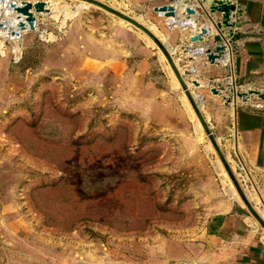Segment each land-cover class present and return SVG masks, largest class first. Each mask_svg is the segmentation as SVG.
I'll return each mask as SVG.
<instances>
[{"label":"rangeland","instance_id":"1","mask_svg":"<svg viewBox=\"0 0 264 264\" xmlns=\"http://www.w3.org/2000/svg\"><path fill=\"white\" fill-rule=\"evenodd\" d=\"M100 1L165 39L127 0ZM53 2L19 37L0 15V264L191 263L228 190L247 204L155 42L91 2ZM229 81L221 118L201 109L225 157Z\"/></svg>","mask_w":264,"mask_h":264},{"label":"crops","instance_id":"2","mask_svg":"<svg viewBox=\"0 0 264 264\" xmlns=\"http://www.w3.org/2000/svg\"><path fill=\"white\" fill-rule=\"evenodd\" d=\"M232 1L242 7L241 14L231 16L232 21L236 22L234 48L225 53L218 63H211L204 54L196 53L194 49L185 51L186 45H193L189 36L194 30L206 26L211 32H217L213 20L206 18L205 12L198 7V1L173 2L178 8L177 20L180 21L187 20L184 12L186 6H196L197 14L193 17L195 24L191 29L179 25L169 28L165 17L154 10V6L171 3L172 0H127L144 19L155 26L160 23L164 26L163 36L176 49L173 54L176 62L179 61L182 69L195 68L186 80L190 91L201 94V109L208 111L210 116H214L216 110L220 118V112H225L231 102H223L221 98L224 94L214 93L213 86L227 89L230 78L235 77L240 90L264 89V0ZM213 15L214 20H221L220 13ZM38 19L39 15L37 22ZM205 40L207 46L215 44L213 38L205 36ZM199 46L195 48L199 49ZM193 80H198L201 85L194 86ZM230 114L233 116L232 128L228 127L230 131L223 137L227 144L226 159L232 170L237 172L247 200L264 220V99L251 96L245 101L240 98ZM203 115L209 121V117ZM209 123L212 129L223 127L211 121ZM228 191L229 197L224 200L222 212L211 216L204 227L199 239L202 251L189 264H264L263 225L260 223V226L248 214V207L236 203L233 191Z\"/></svg>","mask_w":264,"mask_h":264},{"label":"water","instance_id":"3","mask_svg":"<svg viewBox=\"0 0 264 264\" xmlns=\"http://www.w3.org/2000/svg\"><path fill=\"white\" fill-rule=\"evenodd\" d=\"M87 2H91L92 4H95L105 10H107L110 13H113L119 17H121L123 20L128 21L129 23L135 25L136 27L140 28L145 34H147L154 42L155 44L160 48L161 52L164 54L166 59L168 60L170 66L172 67L173 71L177 75L182 87L185 89V93L187 94L188 98L190 99V103L197 113L203 127L205 128L207 134L210 137V140L214 147L217 149L221 160L223 161V164L235 184V186L239 189L240 194L247 204L248 209L250 212L255 215L259 222L264 226V220L260 217V215L256 212V210L253 208V206L249 203L248 200L245 198V194L243 190L240 187L239 181L233 172L229 162H227L226 157L223 155L222 150L220 148L219 142L217 141V138L213 135V132L211 130L210 125L207 123L206 118L204 117L202 110H201V94H193L189 86L186 82L188 75L192 74L195 71V68H185L182 69L179 65V61L176 62L174 58V53L176 49L174 46L170 44V42L167 39H162L157 34H155L152 29L149 26H146L145 24L139 22L137 19H135L133 16L118 10L112 6H109L108 4L100 1V0H84ZM180 0H172L171 3L163 4L154 6V10L158 12L161 16H164L166 19V22L169 26V28H173L176 25H179L180 27H187L193 28V25L195 24L194 16L197 14L196 6H186L185 7V14L187 20L180 21L177 20L178 17V8L173 4V2H178ZM189 1V0H187ZM198 1V7L202 9L205 12L206 18H209L213 20V23L215 27L217 28V32L213 33L211 32V29L202 26L199 30H194L192 34L189 36V40L193 43L191 46L185 47V51H189L194 49L196 53L204 54L207 58V60L211 63H218L219 59L223 58L225 56V53H228L230 48H234V30L236 22L232 21V14L233 16L239 15L242 13V7L232 0H196ZM47 0H22L21 4H17L16 2H10V7L13 8L15 11V14L18 17V27L20 29H29V30H35L37 28V17L38 14H42L49 11V8L47 6ZM4 13V8H1L0 6V15ZM215 13L221 14V20H214ZM5 19V18H3ZM7 20H1L0 21V28H4V26H7ZM205 36H208L209 38H213V41L215 44L207 46V41L205 40ZM232 37V38H231ZM231 38V41H233V45L228 44L229 39ZM196 45H201V47L198 49L195 48ZM195 53V52H194ZM192 84L194 86H200L201 83L198 80H193ZM212 91L216 94L223 95L222 90L220 92L219 89L212 88ZM236 96L238 98H242L243 100H248L251 96H258L259 98L264 99V89H256L251 88L249 90H240L236 91ZM227 100V102L231 101V97L224 96Z\"/></svg>","mask_w":264,"mask_h":264},{"label":"bare ground","instance_id":"4","mask_svg":"<svg viewBox=\"0 0 264 264\" xmlns=\"http://www.w3.org/2000/svg\"><path fill=\"white\" fill-rule=\"evenodd\" d=\"M13 1L16 2L17 4H21L22 3L21 0H1L0 1V6H1V8H4L3 15L7 13V20H12L16 24V26H15V28H16V27H18V18H17V15L15 14V11L13 10V8L10 7V2H13ZM47 2H48L47 3V6H48V8L50 10L55 3L53 2V0H47ZM80 6H85V5L82 4ZM25 30H28V29H19V30H16V29L13 28L12 31H8L7 34L9 36L19 37V35L21 34V31H25ZM1 33L5 34V32H3V31ZM0 52H2L1 49H0Z\"/></svg>","mask_w":264,"mask_h":264},{"label":"built area","instance_id":"5","mask_svg":"<svg viewBox=\"0 0 264 264\" xmlns=\"http://www.w3.org/2000/svg\"><path fill=\"white\" fill-rule=\"evenodd\" d=\"M231 38H232V37H231ZM231 38L229 39L228 44L233 45V41H231ZM230 49H232V47H231ZM233 81H234V80H233ZM233 81H232L231 84L234 86V87H233V91H234V93H236V91H240V89L238 88V87H239L238 84H233Z\"/></svg>","mask_w":264,"mask_h":264}]
</instances>
